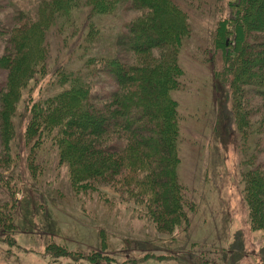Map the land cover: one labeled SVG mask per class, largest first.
<instances>
[{
	"label": "trees",
	"instance_id": "trees-1",
	"mask_svg": "<svg viewBox=\"0 0 264 264\" xmlns=\"http://www.w3.org/2000/svg\"><path fill=\"white\" fill-rule=\"evenodd\" d=\"M6 1L12 15L8 16L1 1L0 76L4 72L5 78L0 81V164L12 162L15 111L29 84L48 73L53 33L62 29L66 41L75 23L74 13L82 4L91 16L112 14L122 7L137 10L142 15L129 18L118 36L130 56H114L101 67L86 56L88 46L86 59L78 67L72 62L69 70L56 66L57 92L27 107L26 142L36 140L37 146L44 135H51L50 149L57 154L58 164L66 166L75 193L93 197L101 193L98 186L116 180L122 200H131L133 210L154 222L158 230L187 231L193 204L184 196L178 178L180 113L172 95L182 88L179 54L191 27L178 0H34L28 7ZM214 39L222 66L215 71L213 87L242 133L246 168L242 194L255 230L264 226V115L257 114L255 119L251 100H264V0L232 4L231 14L218 23ZM52 40L57 41V34ZM64 44L69 52L74 49ZM155 50L158 56L147 59ZM104 74L113 87L97 95L98 79L105 78ZM110 200L106 195L101 198L105 204ZM2 201L0 225L13 228L18 200L11 194ZM47 250L64 255L67 248L56 244ZM86 256L94 264L104 258L102 253ZM105 260L114 264L110 257ZM192 263L211 264L212 260L207 257V262Z\"/></svg>",
	"mask_w": 264,
	"mask_h": 264
},
{
	"label": "rangeland",
	"instance_id": "rangeland-1",
	"mask_svg": "<svg viewBox=\"0 0 264 264\" xmlns=\"http://www.w3.org/2000/svg\"><path fill=\"white\" fill-rule=\"evenodd\" d=\"M1 1L11 16L9 2ZM13 1L23 7L35 2ZM239 1L178 0L188 13L191 27L179 54L184 73L182 88L172 95L180 113L178 178L194 211L189 215L188 230H158L154 222L133 210L131 200H122L116 180L98 186L101 193H93V197L75 193L66 166L58 164L57 154L50 149L51 135H44L37 146L36 140L26 142L27 107L57 92L58 64L69 70L71 62L78 67L89 56L102 67L114 56H130L118 36L125 30V22L141 12L122 7L112 14L91 16L88 6L82 4L74 13L75 23L66 41L62 29L53 33L48 73L29 84L27 95L15 111L12 162L0 164V200L12 194L19 206L13 228L0 225V264H94L86 255L96 253L103 254L100 264H109L105 257L114 264H193L202 259L207 262V257L211 264H264V226L255 230L251 227L242 194L246 169L242 163V133L239 135L231 111L222 103L223 97L218 101L213 87L215 71L222 66L214 34L218 23L231 14L232 4ZM89 18L92 29L88 28ZM72 41L77 43L73 45ZM64 43L74 49L69 52ZM152 51L147 59L158 56L157 50ZM104 76L98 79L97 95L113 87ZM3 78L4 72L1 82ZM251 105L255 119L257 114L264 115V100L252 98ZM104 195L110 203L101 201ZM56 244L66 247V254L47 250L48 245ZM75 253L79 255L74 257Z\"/></svg>",
	"mask_w": 264,
	"mask_h": 264
}]
</instances>
